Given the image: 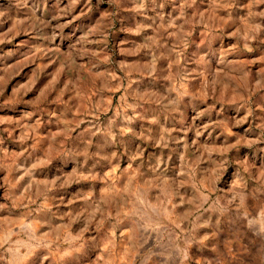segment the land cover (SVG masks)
<instances>
[{
	"label": "rangeland",
	"instance_id": "rangeland-1",
	"mask_svg": "<svg viewBox=\"0 0 264 264\" xmlns=\"http://www.w3.org/2000/svg\"><path fill=\"white\" fill-rule=\"evenodd\" d=\"M0 264H264V0H0Z\"/></svg>",
	"mask_w": 264,
	"mask_h": 264
}]
</instances>
